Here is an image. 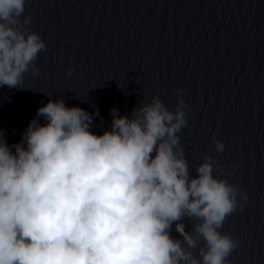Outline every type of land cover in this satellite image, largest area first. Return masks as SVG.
I'll use <instances>...</instances> for the list:
<instances>
[{
	"label": "clouds",
	"instance_id": "clouds-1",
	"mask_svg": "<svg viewBox=\"0 0 264 264\" xmlns=\"http://www.w3.org/2000/svg\"><path fill=\"white\" fill-rule=\"evenodd\" d=\"M29 4L0 0V87L38 75L46 44ZM174 92L172 108L153 95L127 115L111 109L99 133L98 110L60 98L38 106L18 141L0 130V264H231L240 240L221 229L249 196L208 152L190 170L186 89Z\"/></svg>",
	"mask_w": 264,
	"mask_h": 264
},
{
	"label": "water",
	"instance_id": "water-1",
	"mask_svg": "<svg viewBox=\"0 0 264 264\" xmlns=\"http://www.w3.org/2000/svg\"><path fill=\"white\" fill-rule=\"evenodd\" d=\"M26 11L46 49L26 88L0 87L8 142L49 99L98 110L99 133L111 109L127 115L153 95L172 108L174 89H186L180 138L190 170L208 152L216 174L249 196L221 229L240 240L230 262L264 264V0H30ZM213 135L224 153H215Z\"/></svg>",
	"mask_w": 264,
	"mask_h": 264
}]
</instances>
